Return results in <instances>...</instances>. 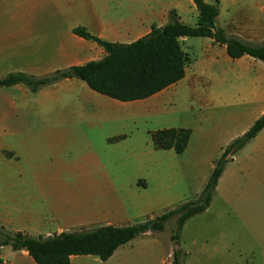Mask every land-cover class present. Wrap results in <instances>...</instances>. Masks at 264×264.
I'll list each match as a JSON object with an SVG mask.
<instances>
[{
    "label": "crops",
    "instance_id": "0c3cea01",
    "mask_svg": "<svg viewBox=\"0 0 264 264\" xmlns=\"http://www.w3.org/2000/svg\"><path fill=\"white\" fill-rule=\"evenodd\" d=\"M220 2L217 22L223 15L224 2ZM240 5L238 0L232 1L233 16L239 28L247 22L249 28L243 31L248 37L229 35L219 28L246 43H264H258L264 41L260 38L264 27L254 24L258 21L251 11L242 14L243 10L237 9ZM173 10L184 23L190 15L198 16L191 0H0V81L11 74L43 78L102 60L106 53L100 40L136 42L154 27L165 26ZM77 28H84L99 41L76 35ZM201 39L206 58L195 63L194 76L188 74L187 67L183 80L142 101L111 99L77 79L62 80L36 93L23 84L0 86V135L28 134L32 128L44 134L65 133L74 126L69 120L82 115L97 117L85 112L87 105L97 100L111 109L113 120L120 125L128 122L132 106L131 111L137 115L158 118L155 132L171 128L192 131L182 155L174 150H156L151 145L147 159L131 161L137 172L129 177L109 175L86 180L14 169V173L0 176V227L47 238L64 232L129 226L174 209L188 182H199L198 188L203 190L223 151L264 115V63L249 56L232 59L225 46L213 39ZM216 51L223 59L220 64ZM214 65L222 69L221 75L216 74L215 85L212 78H206V85L213 84L211 88L203 93L191 91L204 76L198 69ZM214 86L218 90L213 91ZM176 100L182 102L181 114L169 112ZM242 107L247 114H255L243 129ZM97 158L90 161H115L107 156ZM15 159L16 164L22 162ZM30 162L42 166L46 161ZM80 183L90 187L79 190ZM214 199L223 204V216L225 210L231 211V221L217 224L220 235L213 248L203 250L206 259L229 264L241 256L264 264V130L226 166ZM224 229L231 232L229 240L221 234ZM163 232H150L131 241L107 261L97 256H72L71 264H167L176 248L184 252L183 262L188 264L190 253L180 245L167 248L161 239ZM14 252L20 253L26 263L36 264L26 250ZM0 263L10 262L0 256Z\"/></svg>",
    "mask_w": 264,
    "mask_h": 264
},
{
    "label": "trees",
    "instance_id": "16d2710c",
    "mask_svg": "<svg viewBox=\"0 0 264 264\" xmlns=\"http://www.w3.org/2000/svg\"><path fill=\"white\" fill-rule=\"evenodd\" d=\"M191 1L198 11L196 26L182 22L173 10L165 26L154 27L148 36L136 42L120 44L100 40L99 45L106 53L102 60L57 71L43 78L11 74L0 81V86L23 84L36 93L62 80L77 79L86 82L96 93L120 102L146 100L185 78L189 58L183 49V40L189 38L213 39L216 44L226 47L227 54L232 59L249 56L264 63V43H246L237 37L228 36L218 27L220 0ZM74 33L90 39L84 28H77ZM262 130L264 115L223 151L196 200L181 204L163 215L129 226L64 232L47 238L10 232L0 227V247L10 246L14 251L26 250L36 264H71L72 256H97L100 260L107 261L120 247L131 241L150 232H163L166 224L173 218H176V229L171 240L178 247L179 235L185 224L211 206L226 166ZM149 134L156 150H174L177 155H182L188 147L192 131L171 128ZM172 256V264H184V254L180 249L176 248Z\"/></svg>",
    "mask_w": 264,
    "mask_h": 264
},
{
    "label": "rangeland",
    "instance_id": "374dc122",
    "mask_svg": "<svg viewBox=\"0 0 264 264\" xmlns=\"http://www.w3.org/2000/svg\"><path fill=\"white\" fill-rule=\"evenodd\" d=\"M166 1V0H165ZM172 1V0H168ZM178 2L179 0H174ZM190 1V0H188ZM214 0H210L213 2ZM224 2L223 15L217 22L218 27L224 29L229 35L241 34L246 38L248 35L243 31L249 28L245 22L242 28L234 19V7L232 6L233 0H221ZM243 5L237 7L242 9L243 13L251 11L250 14L259 22L255 25L264 27V0H238ZM198 14V12H196ZM198 16L190 15L187 23L190 26H196ZM260 38H264L261 36ZM259 39V38H258ZM256 39L257 41H259ZM201 38H189L183 41V49L189 58L188 74L193 75L196 71L194 69L195 63H199L206 56V50L202 44ZM260 41L258 43H262ZM218 63H222L223 59L218 52H215ZM204 57V58H203ZM222 69L217 65L212 67H201L198 72H203L204 76L200 79L199 83L191 87L194 93H203L205 89L215 85V77L221 75ZM192 76V77H193ZM206 78H212L213 84L206 85ZM206 82V83H205ZM213 91L218 90L217 86L212 88ZM182 102L175 101V107H171L169 112H180ZM138 109V108H137ZM242 107V115L240 119V128L243 129L255 114H247ZM132 106L129 107L128 122H123L122 125L115 122L112 116L111 109L107 105L97 100L90 102L86 107L87 113L96 115L97 117H88L89 115H82L69 120L72 128L65 130L61 134H44L37 131V128H32V132L24 134L21 132L2 134L0 135V176L17 172L22 173H38L61 177H85L86 180L98 177V179L109 175H123L132 176L137 172L135 165L131 161H138L139 159L148 158L149 147H153V142L150 132H155V128L159 125L158 118L144 114L137 115L132 112ZM182 112H180L181 114ZM124 116V115H123ZM183 116V115H182ZM184 118V117H183ZM186 119V118H185ZM238 129V126L236 127ZM107 156L115 161H100L93 163L98 159L97 157ZM15 158L22 161L19 164L15 163ZM27 161V162H26ZM28 161H46L42 166L36 165ZM168 166H171V161H167ZM149 166V165H148ZM173 169V166L171 167ZM97 179V178H96ZM101 180V179H100ZM102 182H99V185ZM199 182H188V188L185 193H182L180 201L176 207L186 202L196 200L200 194L201 189L198 188ZM98 185V182L97 184ZM103 186V185H100ZM90 187V186H89ZM86 184L80 183L79 190L88 189ZM201 190V191H200ZM114 196V195H113ZM116 201L117 199L114 198ZM175 207V208H176ZM223 204L214 199L211 206L204 213L190 219L185 228H183L179 237V245L183 251H188L190 257L188 264H222L217 262V259H206L203 250L213 248L220 232L217 224L221 221L228 223L231 221V211L225 210L223 216ZM223 217H221V216ZM176 229V218H173L166 224L164 232L161 234V239L164 241L167 248L171 249L174 246L171 237ZM225 234L226 239L231 238V232L227 229L221 231ZM184 254V252H183ZM20 253L14 252L10 247L0 250V256L3 260H8V264H29L28 262L20 259ZM31 259V258H30ZM33 261V260H32ZM173 263V256L167 261V264ZM2 264V263H0ZM228 264V263H226ZM229 264H261L258 262L250 261L248 258L239 257Z\"/></svg>",
    "mask_w": 264,
    "mask_h": 264
},
{
    "label": "water",
    "instance_id": "95a60500",
    "mask_svg": "<svg viewBox=\"0 0 264 264\" xmlns=\"http://www.w3.org/2000/svg\"><path fill=\"white\" fill-rule=\"evenodd\" d=\"M90 39H91L92 41H95V42H98V41H99V39H98V38H96V37H93V36H90Z\"/></svg>",
    "mask_w": 264,
    "mask_h": 264
}]
</instances>
